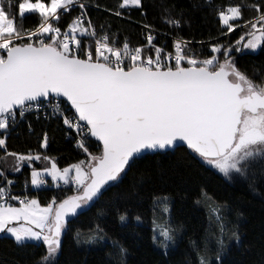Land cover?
Segmentation results:
<instances>
[{"label":"snow or ice","instance_id":"1","mask_svg":"<svg viewBox=\"0 0 264 264\" xmlns=\"http://www.w3.org/2000/svg\"><path fill=\"white\" fill-rule=\"evenodd\" d=\"M90 7L84 0H19L15 5L0 0V238L13 239L18 247L42 242L46 252L37 264H58L62 239L69 233L77 246L107 242L114 264H127L128 248L109 236L103 221L111 213L122 227L130 219L136 228L143 226V214L130 216L128 208L142 199L143 174L131 191L121 185L147 156L174 154L186 146L202 166L230 181L241 177L255 191L258 180H264V73L258 82L236 60L245 50L264 51V0L227 6L204 0L199 7L216 14L222 35L237 28L240 34L234 44H212L203 59L180 36L172 51L158 46L160 33L151 24L142 25L145 42L133 46L127 37L110 32V24L93 23ZM130 8L146 15L143 0H120L116 10L105 11L124 17ZM245 8L255 13L251 19H245ZM74 11L78 14L62 24V17ZM26 14L37 17L35 26L18 24L17 15L23 21ZM165 22L182 29L181 19L169 15ZM30 115L37 121H61L66 138L86 159L61 168L45 153L9 150V137L19 125L34 132ZM90 138L99 142L98 154L89 150ZM38 139L47 150L49 133ZM35 162L44 167L36 169ZM25 166L36 189L50 177L56 188L72 194L59 200L53 196L46 205L27 194L13 195L8 172L20 173ZM28 183L25 178V187ZM101 201L104 207L88 228L77 224ZM202 202L209 210L210 229L217 230L216 249L207 233L202 247L190 243L199 264H212L213 259L222 264L225 241L240 243L238 225L228 220L231 209L204 189L196 204ZM172 203L171 194L164 192L150 197L151 241L165 256L178 246L182 232L172 221Z\"/></svg>","mask_w":264,"mask_h":264},{"label":"trees","instance_id":"2","mask_svg":"<svg viewBox=\"0 0 264 264\" xmlns=\"http://www.w3.org/2000/svg\"><path fill=\"white\" fill-rule=\"evenodd\" d=\"M19 0H12L15 5ZM91 5L89 16L93 23L111 25L110 32L119 33L121 39L127 37L133 46L143 44L145 31L143 24H151L156 32L157 45H166L167 51L173 50V40L183 37L190 41L189 47L201 58H207L211 45L214 43L234 44L239 39L240 29L224 36L221 34L223 26L218 22L216 14L207 7H199L204 0H143V12L130 8L124 11V17H116L105 9H117L120 0H84ZM258 0H214L215 4L227 6L228 4H251ZM96 5H99L97 8ZM165 9H168L166 12ZM13 11L15 9L13 8ZM245 19H251L255 13L250 8L244 9ZM66 14L62 17V24L67 25L73 15ZM181 19L182 29L177 30L165 22V17ZM25 28L33 27L37 23L35 15H26L20 21ZM203 42V45L201 44ZM238 67L258 82L264 73V51L251 52L245 50L244 54L236 56ZM28 119L32 123L34 132L29 133L27 125L21 124L9 137V150L26 153L42 152L57 159L58 166L63 168L82 159L86 154L78 151L72 142L65 140V131L61 121L56 119L37 121L33 116ZM44 131L49 133L50 144L47 150L39 147V137ZM54 138V139H53ZM90 151L98 154L93 148ZM3 153H0V158ZM7 166L10 169L11 158ZM36 169L44 167L40 162L33 165ZM144 176V184L140 189L141 201L133 200L128 208L130 216L137 212L144 216L142 227L136 228L134 221L130 219L127 227H122L114 214H109L103 221L106 231L112 238L120 240L129 250L127 264H199L198 257L193 251L191 243L195 242L203 246L206 233L209 234L210 246L215 251L216 228L210 229L209 210L204 203L196 204L200 198L201 189L217 204L225 205L231 209L228 220L233 226L238 225L240 243L228 242L227 253L222 257V264H264V180H258L256 190L253 191L243 178L228 181L216 172L202 166L198 158L186 147L179 148L174 154L150 155L139 161L128 172L122 189L131 191L133 185ZM8 178L14 181L13 189L16 193H23L25 178H28L27 188L32 189L30 184V169L25 166L20 173L8 172ZM51 182L50 179H48ZM113 191H116L114 189ZM164 192L173 197L171 217L174 224L182 226L178 246L165 256L162 250L151 241V213L150 197L153 193ZM71 191L61 189H32L30 198H37L42 205H46L53 196L59 200ZM111 195V193H109ZM17 206V205H14ZM104 207L101 201L96 208L86 216L81 217L77 224L88 228L92 217L97 210ZM237 211L242 215L237 218ZM113 249L107 242L103 245L77 246L72 234H65L62 239V251L57 257L58 264H114L108 253ZM46 246L43 243H30L29 247H18L13 239L0 238V264H37L45 254ZM212 264H215L213 259Z\"/></svg>","mask_w":264,"mask_h":264},{"label":"built area","instance_id":"3","mask_svg":"<svg viewBox=\"0 0 264 264\" xmlns=\"http://www.w3.org/2000/svg\"><path fill=\"white\" fill-rule=\"evenodd\" d=\"M69 115H70V113H69ZM41 119H43V117H41ZM63 127H64V126H63ZM65 140L73 143V141L67 139L66 136H65ZM90 141H91V146H90V148H93L95 151H99V149H98V147H97V145H98L99 143L95 142L92 138H90ZM73 145H74V144H73ZM89 150H90V149H89ZM46 181H47V184L41 186L40 189H45V190L56 189V187L54 186L53 182H49L47 179H46ZM13 187H14V184L12 185V188H11V192H12L13 195H24V194H27V195L29 196V192L33 189V188H32V189H31V188L29 189V188H27V187H24V192L19 194V193H16V191L13 189ZM29 197H30V196H29ZM13 203H14V205L19 206L18 201H14Z\"/></svg>","mask_w":264,"mask_h":264},{"label":"rangeland","instance_id":"4","mask_svg":"<svg viewBox=\"0 0 264 264\" xmlns=\"http://www.w3.org/2000/svg\"><path fill=\"white\" fill-rule=\"evenodd\" d=\"M26 15H29V14H26ZM97 152H99V151H97ZM207 168H209V167H207ZM209 169H211V168H209ZM211 170L214 171V172H216L218 175H220V176L223 177L224 179L228 180L227 178H225V177L223 176V174L218 173L216 170H213V169H211ZM45 178H50V177H45ZM236 178L238 179V178H240V177L237 176V177H235L234 179H236ZM50 179H51V178H50ZM234 179H232V180H234ZM232 180H231V181H232ZM228 181H230V180H228ZM32 187H33V189H36L35 186H32ZM39 189H40V188H39ZM17 207H18V206H17ZM30 243H35V244H38V243H39V244H40V243H42V242H30Z\"/></svg>","mask_w":264,"mask_h":264},{"label":"water","instance_id":"5","mask_svg":"<svg viewBox=\"0 0 264 264\" xmlns=\"http://www.w3.org/2000/svg\"><path fill=\"white\" fill-rule=\"evenodd\" d=\"M92 139H93L95 142L99 143L98 141L95 140V138H92ZM184 147H186V146H184Z\"/></svg>","mask_w":264,"mask_h":264},{"label":"crops","instance_id":"6","mask_svg":"<svg viewBox=\"0 0 264 264\" xmlns=\"http://www.w3.org/2000/svg\"><path fill=\"white\" fill-rule=\"evenodd\" d=\"M50 179V178H49Z\"/></svg>","mask_w":264,"mask_h":264}]
</instances>
